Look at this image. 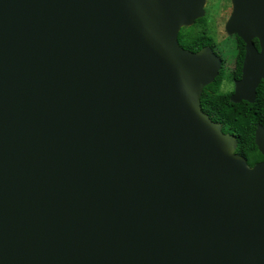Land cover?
<instances>
[{
  "label": "water",
  "instance_id": "1",
  "mask_svg": "<svg viewBox=\"0 0 264 264\" xmlns=\"http://www.w3.org/2000/svg\"><path fill=\"white\" fill-rule=\"evenodd\" d=\"M205 1L0 0V264H264V160L201 109L220 58L178 43ZM232 2L252 103L264 0Z\"/></svg>",
  "mask_w": 264,
  "mask_h": 264
},
{
  "label": "trees",
  "instance_id": "2",
  "mask_svg": "<svg viewBox=\"0 0 264 264\" xmlns=\"http://www.w3.org/2000/svg\"><path fill=\"white\" fill-rule=\"evenodd\" d=\"M242 58L243 53L239 57V69L235 77L240 75ZM221 79L220 75L203 89L201 109L212 121L222 124L223 133H229L237 139L236 153L253 166L255 162L264 159L254 140L256 127H264V82L261 81L257 87L254 102L233 103L229 99V93L221 91Z\"/></svg>",
  "mask_w": 264,
  "mask_h": 264
},
{
  "label": "flooded vegetation",
  "instance_id": "3",
  "mask_svg": "<svg viewBox=\"0 0 264 264\" xmlns=\"http://www.w3.org/2000/svg\"><path fill=\"white\" fill-rule=\"evenodd\" d=\"M230 4L232 10V6H233L232 0H230ZM187 40L188 41L184 40L183 30L181 28L178 33V41L184 49L192 52H196L202 48H210L220 58L221 69L218 76L224 73L222 75L220 89L222 92L229 93V97H230V95L234 90L235 82L239 80L242 75V65L246 52V43L244 42V40L241 37H239L236 33L228 34L226 32L224 35H221L220 37H213L211 34H208V35H198L193 39H187ZM251 42L257 50H260L259 40L257 38H252ZM228 52L231 53L230 55L232 57L231 59L229 57H226V54ZM242 53H243V58L240 67V75L238 77H235V73H237L239 69V57ZM225 85H228V87H224ZM223 87L225 89H223ZM254 140H255V134H254ZM260 161L262 160H259L257 162Z\"/></svg>",
  "mask_w": 264,
  "mask_h": 264
},
{
  "label": "rangeland",
  "instance_id": "4",
  "mask_svg": "<svg viewBox=\"0 0 264 264\" xmlns=\"http://www.w3.org/2000/svg\"><path fill=\"white\" fill-rule=\"evenodd\" d=\"M232 10L230 0H206L203 17L195 20L190 25H184L181 27L184 40L188 41L187 39H193L198 35L211 34L213 37L224 35L225 32L227 33L225 24L229 19ZM230 55L231 53L228 52L226 57L231 59L232 57ZM223 74H221V76ZM224 87H228V85H225ZM224 87L223 89H225Z\"/></svg>",
  "mask_w": 264,
  "mask_h": 264
}]
</instances>
